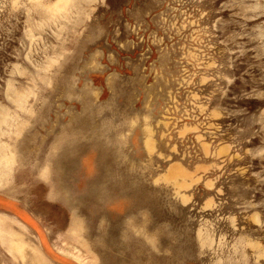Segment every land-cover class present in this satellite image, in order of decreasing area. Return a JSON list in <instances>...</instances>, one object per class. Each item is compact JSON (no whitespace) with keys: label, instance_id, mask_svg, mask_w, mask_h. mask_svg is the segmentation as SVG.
Returning a JSON list of instances; mask_svg holds the SVG:
<instances>
[{"label":"rangeland","instance_id":"obj_1","mask_svg":"<svg viewBox=\"0 0 264 264\" xmlns=\"http://www.w3.org/2000/svg\"><path fill=\"white\" fill-rule=\"evenodd\" d=\"M0 264H264V0H0Z\"/></svg>","mask_w":264,"mask_h":264}]
</instances>
